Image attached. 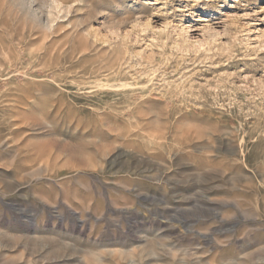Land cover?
Segmentation results:
<instances>
[{"label": "rangeland", "instance_id": "1", "mask_svg": "<svg viewBox=\"0 0 264 264\" xmlns=\"http://www.w3.org/2000/svg\"><path fill=\"white\" fill-rule=\"evenodd\" d=\"M0 264H264V0H0Z\"/></svg>", "mask_w": 264, "mask_h": 264}, {"label": "bare ground", "instance_id": "2", "mask_svg": "<svg viewBox=\"0 0 264 264\" xmlns=\"http://www.w3.org/2000/svg\"><path fill=\"white\" fill-rule=\"evenodd\" d=\"M106 51H107V49H106ZM104 53H108V52H104ZM108 54H109V53H108ZM106 57H107V54H106L105 58H106ZM103 61H104V60H103ZM106 63H108V62H106ZM106 63H105V64H106ZM103 64H104V63H103ZM103 67H104V66H103ZM120 67H121V66H120ZM104 68H105V67H104ZM104 68H103V69H104ZM20 71H21V70H20ZM105 71H106V72H109L110 69L106 67ZM105 71H103V72H105ZM21 72H22V71H21ZM21 72H20V73H21ZM103 72H102V73H103ZM17 73H18V72H17ZM119 74H120V69L117 68V69H115L113 72L108 73L107 76L111 75L112 77L116 78V77L119 76ZM28 77H29V76H28ZM162 81H163V80H162ZM105 83H106V82H105ZM165 85H166V84H165ZM18 86H19V85H18ZM18 86H16V87H18ZM111 88L113 89L112 92L114 93V95H117V94H118V88H119V87L116 88V86H113V87H111ZM120 88H121V87H120ZM20 89H21V88H20ZM22 91H23V89H22ZM47 91H49V90H47ZM108 92H109V91H108ZM112 92H111V93H112ZM45 94H46V93H45ZM38 95H39V94H38ZM105 96H106V95H105ZM110 97H111V96H110ZM37 98H38V97H37ZM117 99H118V98H117ZM133 99H134V98H133ZM28 102H29V101L27 100L26 104H27ZM119 133H120V132H119ZM133 136H134V135H133ZM137 140H138V139H137Z\"/></svg>", "mask_w": 264, "mask_h": 264}]
</instances>
